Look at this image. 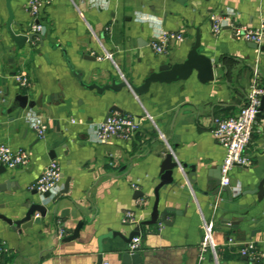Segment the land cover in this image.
Masks as SVG:
<instances>
[{
	"label": "crops",
	"instance_id": "1",
	"mask_svg": "<svg viewBox=\"0 0 264 264\" xmlns=\"http://www.w3.org/2000/svg\"><path fill=\"white\" fill-rule=\"evenodd\" d=\"M28 1L10 0L11 28L40 37L19 47L6 30V0H0V144L29 157L25 166L0 172V214L17 219L26 202L39 197L33 184L50 160L59 164L61 180L48 198L40 196L47 206L40 223L18 231L0 219V264H95L98 254L102 263L120 264L136 226L142 264H264V194L246 193L264 178L263 119L257 118L245 149L250 163L229 172L231 195L222 189L212 195L205 183L225 155L212 134L213 118L238 112L254 69L264 86V39L253 47L233 31L264 24V0H40L35 16ZM217 17L222 26L215 33ZM35 23L39 32L32 31ZM196 29L201 52L215 65L213 80L202 83L193 71L184 80L152 83L139 95L128 87L101 94L85 87L112 78L140 85L160 66L183 61ZM164 34L182 40L170 37L166 51L157 53L150 42ZM20 72L26 87L13 77ZM18 96H25V106ZM113 113L133 116L140 127L128 139L100 142L96 128ZM36 123L45 126L44 137ZM168 151L187 167H175L173 182L159 189L156 222L140 225L151 218ZM190 166L193 184L186 177ZM67 178V192L51 202ZM166 207L172 214L162 222ZM127 212L132 221L123 220ZM204 221L213 224L215 256L200 246ZM79 222L78 237L63 241ZM249 241L258 261L239 253Z\"/></svg>",
	"mask_w": 264,
	"mask_h": 264
},
{
	"label": "built area",
	"instance_id": "2",
	"mask_svg": "<svg viewBox=\"0 0 264 264\" xmlns=\"http://www.w3.org/2000/svg\"><path fill=\"white\" fill-rule=\"evenodd\" d=\"M43 3L40 0H29L27 6L30 13L35 16L38 12L39 6ZM222 22L220 18L212 19L213 32L220 31ZM41 25L35 23L32 25V31L39 32ZM235 36L241 37L247 41L254 42L257 46L261 45L264 39V24L258 28H242L233 27ZM174 35H162L159 39L152 40L150 45L157 53H164L170 37ZM175 38L182 40L181 35H175ZM106 57L111 58V55L106 53ZM258 72L254 69L253 81L249 88L248 94L244 104L239 108L238 112L234 115L226 117L213 118L212 134L225 148V155L220 167L221 171V185H228L230 182L229 172L233 166H246L250 163L245 149L249 144L252 136L253 126L257 120L258 107L260 105V98L264 94V86L260 85L257 80ZM15 81L21 86L26 87L29 84L28 78L23 72L14 74ZM140 127L139 121L129 114L113 113L109 115L104 122H101L96 128V136L100 142L106 141L111 136L128 139L132 137ZM33 129L39 137H44L45 126L36 123L33 124ZM112 158L113 155L110 154ZM28 152L22 149H12L8 145L0 144V164H3L9 169L16 166H25L28 163ZM111 165L114 164L113 159L109 161ZM61 174L60 166L55 160H50L36 182L33 188L39 193H51L60 183ZM132 213L127 212L124 221L130 219L132 221ZM213 224L212 222L204 221L203 235L200 243L203 251L210 249L215 256V243L213 239ZM58 235H63V228H59ZM228 238L227 242L231 243ZM141 239L138 235L133 236L128 244V251L135 252L140 248ZM239 253L242 256L248 257L252 261H258L260 253L257 251L254 242H246L239 248ZM107 264V263H102Z\"/></svg>",
	"mask_w": 264,
	"mask_h": 264
},
{
	"label": "water",
	"instance_id": "3",
	"mask_svg": "<svg viewBox=\"0 0 264 264\" xmlns=\"http://www.w3.org/2000/svg\"><path fill=\"white\" fill-rule=\"evenodd\" d=\"M6 7L8 11L6 30L9 33L11 40L17 46L22 47L27 42V40L32 39L33 36L40 37V34L38 33H31V34L15 33L11 28V24L13 22V13L10 6V0H6ZM251 44L253 47H257V44H255L254 42H251ZM214 68L215 65L212 64L211 59L201 52L200 33L199 30L196 29L194 42L191 44L185 56V59L181 62H175L172 64L160 66L157 71L150 72L143 79V82L140 85H134L132 82L126 80L117 81L115 78H112L110 83H105L102 85L92 83L89 85H85V87H87L88 89H95L96 92L100 94L103 93L105 90L118 92L123 87H128L131 90V92H133L135 95H139L144 92H147L150 84L152 83L155 82L171 83L178 80H184L187 79L193 73V71L196 72V77L200 82L202 83L209 82L214 79ZM18 101L21 107L25 106L26 104L25 96H18ZM257 118L264 120V94L260 98V105L258 107ZM178 166H181L182 169L187 167L186 164H179L174 159L172 152L168 151L165 154L160 165L159 182L154 189L155 202L153 205V212L151 214V218L148 221L141 222L140 225H142L143 223L151 224L156 222L159 216V212L157 210L159 189L164 185H168L173 182L172 172L173 169ZM190 168H191V172L190 171L186 172V177L188 181L193 184L195 183V180H193L192 176H194L195 174L194 172L195 167L190 166ZM0 172L1 173L6 172V167L3 164H0ZM220 180H221L220 167L213 174L211 171L207 173V177L205 178V183H207L209 189L214 188V192H211V194L215 195L220 189H222L225 190L228 193V195H231L230 187L228 185L225 186L221 185ZM68 183H69V179L67 178L65 180L63 189L59 192V194H56L51 198V202H54L61 193L67 192ZM263 183H264V178L259 182L255 190H247L246 193H256L258 195V198H261L262 195L264 194ZM195 187L197 188L196 184ZM32 194H38V193L34 189L32 191ZM40 196L46 199L50 196V193L44 192L40 194L39 197L36 198L34 201L26 202V204L24 205L26 210L21 216H19V218L13 219L3 214H0V219L5 221L13 230H18V231L30 227L33 223H40L41 219L46 215L47 212V206L41 201ZM169 214H172V210L169 207H166L164 210L161 211L160 221L165 222L166 217ZM81 225L82 222H79L72 230L71 234L63 238V241H69L78 237L79 229ZM139 229L140 227L136 226L133 229V231H131L127 236L126 238L127 241L130 242L133 236L140 234ZM114 234L123 237L118 231H115ZM118 257L120 260V264H142L141 255L136 251L135 252H130L128 250L121 251ZM101 263H102V256L101 254H98L96 256L95 264H101Z\"/></svg>",
	"mask_w": 264,
	"mask_h": 264
}]
</instances>
